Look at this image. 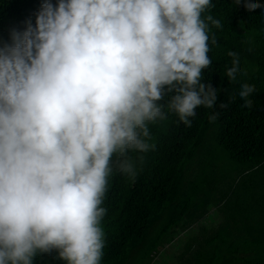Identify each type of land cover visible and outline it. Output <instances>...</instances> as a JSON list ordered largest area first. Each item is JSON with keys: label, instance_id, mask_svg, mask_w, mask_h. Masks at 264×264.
Masks as SVG:
<instances>
[{"label": "clouds", "instance_id": "9594fccd", "mask_svg": "<svg viewBox=\"0 0 264 264\" xmlns=\"http://www.w3.org/2000/svg\"><path fill=\"white\" fill-rule=\"evenodd\" d=\"M247 6L264 8L259 0ZM212 7V0H44L35 23L0 45V264H34L53 249L67 264H101L113 156L134 180L129 153L155 147L150 124L172 112L190 127L198 106L218 101L220 90L202 82L209 23L221 27L204 16ZM229 55L234 81L241 60ZM254 91L241 86L242 107L253 106Z\"/></svg>", "mask_w": 264, "mask_h": 264}, {"label": "trees", "instance_id": "16d2710c", "mask_svg": "<svg viewBox=\"0 0 264 264\" xmlns=\"http://www.w3.org/2000/svg\"><path fill=\"white\" fill-rule=\"evenodd\" d=\"M43 2L0 0V45L29 20L34 24ZM212 3L204 16L221 27L209 23L211 64L202 82L220 90L218 101L212 109L198 106L190 127L172 112L150 124L155 147L129 153L137 165L134 180L116 169L113 156L101 264H151L167 236L186 232L166 264H264V8L251 9L247 0ZM230 52L241 60L234 81L226 74L236 59ZM244 83L255 86L250 109L238 95ZM225 101L231 106L222 107ZM34 264L67 262L53 249L38 252Z\"/></svg>", "mask_w": 264, "mask_h": 264}, {"label": "rangeland", "instance_id": "374dc122", "mask_svg": "<svg viewBox=\"0 0 264 264\" xmlns=\"http://www.w3.org/2000/svg\"><path fill=\"white\" fill-rule=\"evenodd\" d=\"M207 219L210 218V214L206 217ZM202 222V221H200ZM207 221H203L205 223ZM186 233H175L167 236L164 241V245L159 248L153 255V261L151 264H166L168 262L170 255L175 251V247L177 246L178 240L185 236Z\"/></svg>", "mask_w": 264, "mask_h": 264}]
</instances>
